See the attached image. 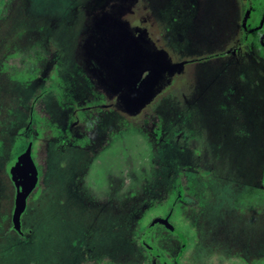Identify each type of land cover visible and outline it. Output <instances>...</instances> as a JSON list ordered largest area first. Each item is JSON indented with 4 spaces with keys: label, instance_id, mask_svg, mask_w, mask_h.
<instances>
[{
    "label": "rangeland",
    "instance_id": "rangeland-1",
    "mask_svg": "<svg viewBox=\"0 0 264 264\" xmlns=\"http://www.w3.org/2000/svg\"><path fill=\"white\" fill-rule=\"evenodd\" d=\"M225 1L0 0V264H79L112 245L109 227L122 232L113 261L150 264L141 237L151 222L189 231L200 212L205 248L243 232L252 247L264 239V66L242 60L258 89L238 93L225 78L218 88L219 65L204 59L239 36ZM257 35L246 44L262 55ZM185 54L204 60L180 86ZM29 137L40 173L52 156L65 168L33 191L21 237L9 165ZM73 152L80 167L68 164Z\"/></svg>",
    "mask_w": 264,
    "mask_h": 264
},
{
    "label": "flooded vegetation",
    "instance_id": "flooded-vegetation-1",
    "mask_svg": "<svg viewBox=\"0 0 264 264\" xmlns=\"http://www.w3.org/2000/svg\"><path fill=\"white\" fill-rule=\"evenodd\" d=\"M225 3L227 7L225 11L226 13L224 14V16L228 15V18H229V23L227 26L229 28L234 27V29L236 30V35L239 34V36L236 37V41L232 42V45H230L231 48L228 47L229 49H227L225 52H219L211 58H207V57L204 58V57H200L199 55L185 54L184 57L181 58V61L185 59L196 60L197 62L192 64L194 66L192 69L195 74L196 70L199 69L197 68V66L202 62V60L204 59L214 60L216 61L215 63L218 64L219 66H218V69L211 71V72L213 73V76H214V84L218 88H220L221 85H224L223 83H225V81H223V78H225L227 84L224 86H228V88L234 89L238 93L244 92L242 91L244 89L245 90L251 89L250 91L257 92V89H258L257 84L251 82L252 79L256 81L255 77L253 76L256 75L257 71L251 72L249 69L244 70L243 65L241 64H242V60H245L248 58V59H254L255 60L254 63L257 67L264 66V52L262 55L252 54L249 50L248 44H246V37H245L246 32L249 35L253 31L254 33L258 34L256 38L258 39L259 43L261 41L262 47L264 48V0H256L257 6L253 5L251 3V0H241L240 4H237L236 0H226ZM153 28H155L154 25H153ZM257 31H260V32H257ZM242 34L244 35L245 39L242 36ZM227 39H230L229 35H227ZM228 42L229 40L226 43ZM190 68H191V64H189V66L186 67V71L188 70L190 71ZM262 83L264 84V80L262 81ZM245 95L247 94L245 93ZM245 95L243 96L242 94H239L238 96H235L234 97L235 101L238 104L246 105L249 100L247 101V98L245 97ZM250 97L252 99L253 97H255V95L251 94ZM191 135H188V138H187L188 140L193 139ZM90 139L91 138H87V140H90ZM28 140L29 142H31L32 140V158H33L34 138L29 137ZM43 146L46 148L48 144L43 142ZM195 150H198V146L197 147L195 146ZM19 155H17V158ZM70 157L73 159L74 162H76L75 164H77V167H80V163H79L80 157L77 158L74 152L72 154H69L67 159L69 160ZM71 162L72 161L69 160L68 164H70ZM10 165H9V177L11 178ZM49 165L51 167H49ZM44 167H49L48 172L43 171ZM60 167L63 168L64 165L62 164L60 165L58 158L53 157V156L48 159V164L42 165L41 173L38 170L39 167H37L36 165L37 178H38L36 187L38 185V189L34 193L37 194L40 191L42 182L50 185V181L48 180V173L50 172V170L54 171L57 168L62 169ZM36 187L34 188V190L36 189ZM54 187H56L54 189L56 192L57 186H54ZM261 188L264 190V173L261 179ZM17 191L18 190L16 188V195H17ZM33 191L27 198L26 209L28 207L29 200L31 199V195H33L32 194ZM54 195L55 194L52 192V197ZM56 198H57V194H56ZM63 200H64V197H63ZM241 204L242 203H236V205H241ZM248 204L250 206L249 201H248ZM14 210H15V206H14ZM14 210H13V214H14ZM200 213L195 215V223H192V228L189 229V231H185L181 227H176L172 223V221H169L168 219H165V218H155L153 222H151L149 227L151 226L152 229L146 236V243L148 244V246L144 244L143 236L148 231L149 227H147V229L143 232L142 237H141V246L148 253V256L150 258L149 260L150 264H223L225 263L224 261L229 262L230 260H232V262H234L235 264H264V239L258 238L257 239L258 242L255 244L254 247H252V244L249 243L245 232H243L241 235H238L239 237L237 241L232 239V242L228 241V245L218 244V245H222L225 248L222 247L221 249H219L216 245L207 246L205 248L202 242L203 241V237L201 235L202 232L198 233L197 231L199 229V226L201 229ZM13 214H12V222H13ZM108 217H109L108 215H104L103 217L97 216L96 220L100 221L101 219H105ZM21 219H22V216H21ZM160 219L163 220L164 222H159L158 220ZM110 225L112 226V223ZM168 225L172 226L173 229L169 228ZM194 227L197 230H194ZM23 228L24 227H23L22 220H21V232L16 231L14 229V225L11 227V229L17 232L18 236H21V237L24 234ZM112 230H114V228L109 227L108 229L109 237L113 236L114 238L112 241V245L110 244L108 246L107 244H105V247L107 246V248H104V249L101 248L102 245H100L98 246L99 251H96L94 247H93V251H91L92 248L85 250L82 256L83 258L81 262L82 264H83V261L85 264L87 261L89 264L90 262H92L90 259L85 260L84 253H87L89 258H92L95 260L96 258H100L103 254L105 255L108 254L111 257V259L113 258L110 261L105 260V258L102 260H98V261L96 260V262H94L95 264H119L120 263V262L116 263L113 260L114 259L116 260V255L121 252L120 248H121L122 241H119V237H121L122 232L121 230H119L120 232L119 231L117 232L116 230H114L115 234L113 235ZM191 237H194V239H192ZM198 247H200L199 249H201L200 253H199V250L197 249ZM215 247L218 250H220V252L222 251V254H223L222 256H225L226 258L225 260L223 259V257L214 255L213 248ZM202 248H204L205 250L203 251ZM78 260H79V257H77L75 260H72L73 264L77 262ZM81 263L79 262V264Z\"/></svg>",
    "mask_w": 264,
    "mask_h": 264
},
{
    "label": "water",
    "instance_id": "water-1",
    "mask_svg": "<svg viewBox=\"0 0 264 264\" xmlns=\"http://www.w3.org/2000/svg\"><path fill=\"white\" fill-rule=\"evenodd\" d=\"M32 143V140H31ZM28 146L27 150L21 153L18 158L10 165V175L17 188V195L15 199V210L13 214V225L16 231L21 232V216L26 210L27 198L34 190L37 184V169L32 158V144ZM164 222L163 220H158ZM156 221V222H158ZM169 228L172 226L168 225ZM151 231V228L143 236V242L146 243V236Z\"/></svg>",
    "mask_w": 264,
    "mask_h": 264
},
{
    "label": "crops",
    "instance_id": "crops-1",
    "mask_svg": "<svg viewBox=\"0 0 264 264\" xmlns=\"http://www.w3.org/2000/svg\"><path fill=\"white\" fill-rule=\"evenodd\" d=\"M189 60L188 59H185L184 60V66L183 67H181V69H179L178 70V72H179V75H180V86H183V85H185V84H187V83H189V82H191V79H192V77L194 76V72H193V65H192V67L190 68V71L188 70V71H186V67L187 66H189Z\"/></svg>",
    "mask_w": 264,
    "mask_h": 264
},
{
    "label": "trees",
    "instance_id": "trees-1",
    "mask_svg": "<svg viewBox=\"0 0 264 264\" xmlns=\"http://www.w3.org/2000/svg\"><path fill=\"white\" fill-rule=\"evenodd\" d=\"M18 154H20V151H18L16 155H18ZM16 157H17V156H15V158H16Z\"/></svg>",
    "mask_w": 264,
    "mask_h": 264
}]
</instances>
